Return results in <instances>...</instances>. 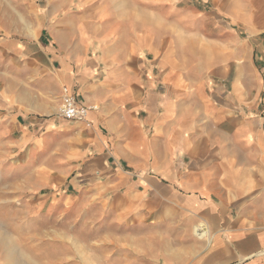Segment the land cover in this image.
<instances>
[{
    "label": "crops",
    "instance_id": "crops-1",
    "mask_svg": "<svg viewBox=\"0 0 264 264\" xmlns=\"http://www.w3.org/2000/svg\"><path fill=\"white\" fill-rule=\"evenodd\" d=\"M24 1L26 24L0 23V191L34 208L75 176L92 198L124 191L127 214L169 206L183 238L207 241L187 264H264V31L250 20L264 2L219 0L231 23L208 35L200 8L168 30L114 0ZM64 87L97 107L86 121L59 115Z\"/></svg>",
    "mask_w": 264,
    "mask_h": 264
},
{
    "label": "rangeland",
    "instance_id": "rangeland-1",
    "mask_svg": "<svg viewBox=\"0 0 264 264\" xmlns=\"http://www.w3.org/2000/svg\"><path fill=\"white\" fill-rule=\"evenodd\" d=\"M47 1L37 0L36 4L42 8ZM114 1L122 10L144 7L159 26L168 30L176 10L186 7L194 8L196 13L202 10L198 13L200 21L195 22L210 26L208 35H214L218 25L231 23L219 14V0H141V4L138 0ZM261 2H257L260 10ZM250 4L254 7V0ZM28 7L24 0H0V23L26 24L31 18L27 17ZM254 19L264 31V15L250 17L253 25ZM244 27L238 28L241 41L254 43L256 36L245 30L247 25ZM257 39L264 42V33ZM254 60L263 73L261 55L256 54ZM196 61L194 70L196 66L201 70L200 59ZM231 63L228 69L235 74L237 66ZM75 178L71 176L68 182ZM68 182L30 193L34 208L23 207L9 192L0 191V264H187L190 248L207 245L206 239L183 238L186 234L178 230L180 224H171L169 206L163 209L162 218H156L152 208L132 209L127 214L114 204L122 199L124 191H106L92 198L87 183L75 190L69 189Z\"/></svg>",
    "mask_w": 264,
    "mask_h": 264
},
{
    "label": "built area",
    "instance_id": "built-area-1",
    "mask_svg": "<svg viewBox=\"0 0 264 264\" xmlns=\"http://www.w3.org/2000/svg\"><path fill=\"white\" fill-rule=\"evenodd\" d=\"M96 106H84L77 103L76 97L69 88L62 90L59 115L67 121L84 122L87 120L89 112L96 110Z\"/></svg>",
    "mask_w": 264,
    "mask_h": 264
},
{
    "label": "bare ground",
    "instance_id": "bare-ground-1",
    "mask_svg": "<svg viewBox=\"0 0 264 264\" xmlns=\"http://www.w3.org/2000/svg\"><path fill=\"white\" fill-rule=\"evenodd\" d=\"M197 234H198V233H197ZM206 234H207V233H205V232H204V233H201V232H200V233L198 234V236H199L200 238H202V237H205Z\"/></svg>",
    "mask_w": 264,
    "mask_h": 264
}]
</instances>
